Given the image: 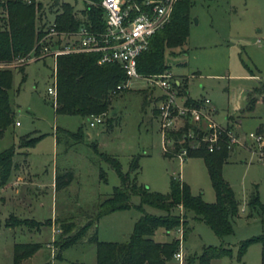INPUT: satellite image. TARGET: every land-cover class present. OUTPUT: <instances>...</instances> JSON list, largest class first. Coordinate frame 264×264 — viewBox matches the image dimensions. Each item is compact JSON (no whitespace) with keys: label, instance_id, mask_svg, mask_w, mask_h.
Masks as SVG:
<instances>
[{"label":"rangeland","instance_id":"obj_1","mask_svg":"<svg viewBox=\"0 0 264 264\" xmlns=\"http://www.w3.org/2000/svg\"><path fill=\"white\" fill-rule=\"evenodd\" d=\"M61 1L82 7L80 0ZM192 1L187 39L183 45L165 49L164 62L168 68L164 71L180 77L179 93L196 100L210 99L215 107L212 118L224 127L226 123L230 124L247 152L241 153L236 160L229 159L222 167L223 177L232 187L240 209L232 220L233 231L219 237L204 220L190 215V228L185 239L179 240L184 253L183 264L187 255L200 253L204 245H222L230 250L228 254L212 258L210 264H261L258 241L251 242L239 258L237 250L242 240L264 234L262 212L247 204L248 194L256 185L264 206V159L251 152L257 150L259 144L247 135L254 132L263 119L264 103H257L251 113L242 116H236L232 107L244 102L245 90L264 81V0ZM36 2L46 4L52 0ZM1 16H7L3 6H0ZM2 25L3 21H0V28ZM12 66L13 63L10 64L13 77L9 92L15 117L0 135V151L14 144L16 152L13 156L15 166L8 178L0 183V264H13V244L24 241H41L43 245L20 264L46 261L96 264L93 242L85 240L66 246L59 254L54 242L59 236L58 225L51 223L37 227L33 223L34 219L53 220L56 216L73 214L80 225L87 218L78 208L85 209L102 200L120 183L116 170L94 150L92 142H97L98 151L116 156L123 171L129 170L132 157L138 156L139 169L130 171V177L135 176L138 183L146 184L151 190L168 192L170 176L174 175L185 181L193 194H200L206 201L215 199L202 157L186 155L180 160L177 156L164 155L158 122L151 110L154 101L148 100L160 93L159 88L142 79L131 80L127 88L113 96L104 121L90 126L85 116L54 111L52 97L47 92L53 81L52 57L26 63L24 80H21L22 73ZM229 113L234 114V119L227 118ZM108 117L114 118L109 127L106 124ZM56 127L70 131L80 128L84 139L73 143V137L63 130L56 131ZM28 135L37 140L32 145L19 146L21 137L25 140ZM56 135L59 141H56ZM238 144H232L231 150ZM100 167L105 172V180L100 177ZM68 170L73 172V179L55 191L51 184L55 172L61 174ZM34 180L43 185L36 186ZM130 200V207L99 216L96 221L98 239L126 241L142 210L165 213L149 204L141 205L140 209L138 195H131ZM177 234L176 230L167 232L160 226L152 236L158 241H168ZM45 240L49 242L46 244ZM167 264L179 263L172 255Z\"/></svg>","mask_w":264,"mask_h":264},{"label":"trees","instance_id":"obj_2","mask_svg":"<svg viewBox=\"0 0 264 264\" xmlns=\"http://www.w3.org/2000/svg\"><path fill=\"white\" fill-rule=\"evenodd\" d=\"M140 1V0H138ZM192 0H177L169 21L157 30L150 38L149 47L137 57V70L142 74L161 73L168 68L164 62L166 48L183 45L189 33V9ZM7 9V16H1L3 21L0 28V135L13 123L15 108L10 97L12 87L13 68L10 64L17 58L25 56L34 46L37 38L42 35L41 26L38 25L34 3H25L18 0H6L1 2ZM83 9L87 18L82 19L75 15L74 6L68 2L52 0L51 8L60 10L55 15L58 29H75L84 21L92 28L103 26L100 18V9L85 3ZM90 7V8H89ZM99 53L95 51H83L59 54L56 60V102L52 105L56 113L79 114L89 117L92 114L106 113L113 96L124 90L126 74L119 64L115 62L98 63ZM25 64L13 65L22 73L21 80L26 77ZM244 102L241 107H232L236 116L251 113L257 103H264V81H258L250 89L243 92ZM146 99V98H145ZM198 100L187 96L186 102L196 103ZM227 118L234 119V114H227ZM107 126H112L114 118L106 119ZM233 125V124H232ZM231 128L230 124L226 125ZM191 128L196 137L200 138L202 131L198 126L188 121L178 130L170 131L174 138L171 149L176 152L181 145H188L186 141L178 142L183 134ZM63 130L73 137L75 142L84 139L80 128L70 131L56 127V131ZM256 133L264 136V117L256 129ZM24 136H27L24 135ZM19 146L32 145L37 137L29 136ZM56 141L59 136L56 135ZM94 150L101 155L117 172L120 183L113 187L111 193L98 202L87 205L85 209L79 207L78 211H84L86 220L77 225L74 215L56 216L53 220L46 218L43 221L34 219L33 223L40 227L43 224L54 223L58 225L59 236L54 240L59 254L69 245L89 241L96 245V264H167V260L178 249L179 237L174 235L168 241H158L153 234L158 227H163L167 232L182 227V237L189 230V216L193 214L204 220L213 231L223 237L233 231L232 220L238 215L239 208L232 187L223 177L222 167L227 161L231 147H228V138L225 133L220 135L219 146L210 151L204 142L200 141L194 148H189L188 155H197L203 158L207 172L214 190L215 199L206 201L200 194H193L189 185L181 181L180 177L170 176V188L166 193L151 190L146 184L138 183L134 177H130V171L139 169V157L134 155L129 163V170L123 171L118 158L114 155L98 151L97 142H92ZM16 152L14 144L0 151V183L4 182L11 169L15 166L13 156ZM164 155L173 156L167 152ZM100 177L106 179L105 172L100 167ZM73 179V172H55V190L67 186ZM131 195L140 197L141 205L149 204L165 210L164 214H154L142 210L141 215L134 223L132 232L126 241H103L98 239L96 221L99 216L117 209L128 208L132 205ZM247 204L251 209H259L264 219V206L262 205L257 186L253 185L247 197ZM92 206V208H90ZM182 207V214L179 207ZM92 209V210H91ZM90 210V212H89ZM176 213H175V212ZM30 221V220H29ZM93 228L89 233V229ZM254 241L261 245V264H264V234L251 236L239 243L237 257H241L247 246ZM39 241L15 242L13 244V264L34 254L41 246ZM230 252L225 246L204 245L200 253L189 254L185 258V264H210L214 257L222 256ZM57 257L54 255V258ZM42 264H52L46 261ZM69 264H83L80 261H69Z\"/></svg>","mask_w":264,"mask_h":264},{"label":"built area","instance_id":"obj_3","mask_svg":"<svg viewBox=\"0 0 264 264\" xmlns=\"http://www.w3.org/2000/svg\"><path fill=\"white\" fill-rule=\"evenodd\" d=\"M18 1L34 3L38 25L41 26L43 33L37 38L29 53L17 58L13 65L52 57L53 81L48 85L47 92L51 95L53 103L56 102L57 96L55 75L57 56L64 53L95 51L99 53L98 63L115 62L120 65L126 74L125 87L131 80L142 79L160 89V93L148 99L150 102L154 101L151 110L158 122L163 152L182 160L188 155L189 148L196 147L200 141L212 151L219 146L220 135L223 133L228 138V147L235 143L243 144L240 143L241 140L235 130L224 127L212 118L215 107L208 98L199 99L196 103L186 102L187 97L178 92L177 87L180 84L170 71L142 74L137 70V57L149 47L151 36L169 21L177 0H80L82 7H74L75 15L86 19L87 15L83 9L86 8L85 3L90 4L100 9L99 16L103 26L92 28L90 24L82 21L72 30L56 27L55 15L60 10L56 7L51 8V2L41 4L36 0ZM1 2L4 0H0ZM104 115V112L90 115L87 118L88 124L94 126L103 122ZM186 121L198 126L199 131H202L201 136L196 137L194 131L189 128L178 142L190 140L192 143L181 145L173 152L171 147L174 138L169 132L180 129ZM15 123L18 124L19 121L16 120ZM247 135L259 144V148L251 152H256L259 159H264V136L255 131ZM179 213L182 214L181 206ZM176 231L179 240L182 241V227ZM173 258L179 264H183L184 253L181 246L173 253Z\"/></svg>","mask_w":264,"mask_h":264},{"label":"crops","instance_id":"obj_4","mask_svg":"<svg viewBox=\"0 0 264 264\" xmlns=\"http://www.w3.org/2000/svg\"><path fill=\"white\" fill-rule=\"evenodd\" d=\"M176 77V76H175ZM176 79H177V81L179 82V84L181 83V80H180V77H176ZM187 97V96H186ZM207 98V97H206ZM149 100V99H148ZM210 100V99H209ZM243 105V103L241 102L240 104H236V105H234L233 106V108L234 107H241ZM263 121V119L260 121V122H262ZM259 122V123H260ZM258 123V124H259ZM226 124H228V123H226ZM236 124L238 125V127H239V125H240V121L239 120H237V122H236ZM257 124V125H258ZM257 125H256V127H257ZM256 129V128H255ZM245 133V132H244ZM247 152V150H246V148H245V146H243V145H240V144H238V145H236L235 147H233V149L230 151V154H229V157H228V159H227V161L229 160V159H231V158H234L235 160L238 158V156H241L242 154L241 153H243V152ZM227 161H225V162H227ZM224 162V163H225ZM34 184L36 185V186H42L43 185V183L42 182H39V181H37V180H34ZM51 184H52V186H54V181H51ZM54 190H55V187H54ZM56 191V190H55ZM240 210V209H239ZM243 210H245V209H242V211ZM238 216V215H237ZM236 216V217H237ZM54 239V238H53ZM39 242H41V241H39ZM49 241L48 240H45V243L47 244ZM49 245V244H48ZM49 247H51V246H49ZM42 249V246L37 250V251H39V250H41ZM50 250H51V253H52V248H49ZM36 251V252H37ZM35 252V253H36ZM33 255V254H32ZM30 257V256H29ZM44 263V262H43Z\"/></svg>","mask_w":264,"mask_h":264}]
</instances>
